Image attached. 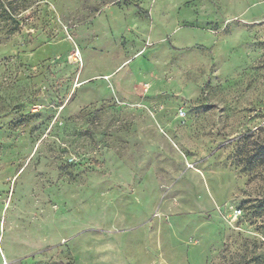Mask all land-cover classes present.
I'll return each mask as SVG.
<instances>
[{"label": "rangeland", "instance_id": "rangeland-1", "mask_svg": "<svg viewBox=\"0 0 264 264\" xmlns=\"http://www.w3.org/2000/svg\"><path fill=\"white\" fill-rule=\"evenodd\" d=\"M4 256L264 264V0H0Z\"/></svg>", "mask_w": 264, "mask_h": 264}, {"label": "built area", "instance_id": "built-area-1", "mask_svg": "<svg viewBox=\"0 0 264 264\" xmlns=\"http://www.w3.org/2000/svg\"><path fill=\"white\" fill-rule=\"evenodd\" d=\"M235 213H236L235 215L237 216L238 214L241 213V210H235ZM3 258H4V264H8L6 257L4 256Z\"/></svg>", "mask_w": 264, "mask_h": 264}]
</instances>
